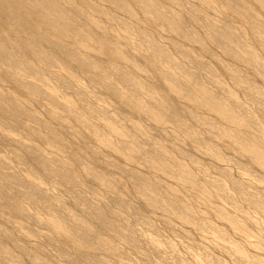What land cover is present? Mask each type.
<instances>
[{
	"label": "bare ground",
	"instance_id": "obj_1",
	"mask_svg": "<svg viewBox=\"0 0 264 264\" xmlns=\"http://www.w3.org/2000/svg\"><path fill=\"white\" fill-rule=\"evenodd\" d=\"M105 1L122 10L124 14L134 17L135 20H137V11H139L138 13L142 15L141 19L150 22L158 31L166 27L174 39L181 37L180 42L173 40L176 44L175 50L189 62L192 61L196 68L208 73L212 83L219 89V92L228 96V100H221L222 103L218 102V96L211 94L204 88L198 71H190L180 63L174 62L163 45L152 39L147 31L138 30L137 33L143 40L142 47L150 49L148 60L152 63L150 64L151 68L156 72L157 79L161 80L169 90L181 95L187 92V95L189 94L192 102L196 105L199 104L198 102L201 103L203 97H206L205 102L217 106V109H220V114L223 112L225 121L231 120L230 122L242 126L256 123L253 112L235 99L232 91L217 79V70L209 63L199 61L200 58L199 60L193 58L186 50V44L194 43L197 44L199 50L213 56L209 45L217 46L230 58L241 62L242 67L247 66L261 73L264 80V61L258 59L255 50L247 48L244 54L236 50V46L245 42L237 29L228 24L218 25L210 21L207 13H205L207 12L206 7L211 3L209 0H199L202 5L198 4L195 8L197 12H200L201 18L208 27L209 31L205 37H201L192 31L188 27L187 21L177 12V9L165 8L164 0ZM168 1L180 5L179 0ZM224 1L228 9H233L232 11H235L237 16L247 17L251 23V31L259 35L262 33L261 37L264 38V24L257 20L255 10L248 1ZM261 4L263 3L261 2ZM107 11L86 0H0V264H114L113 259L116 261L127 260L128 264H143L140 263L139 259L133 258L121 250L114 244L113 240L122 241L126 247L132 250L138 251L145 248L146 250L141 255H144L146 259L151 258V254L160 255L164 253L160 240L156 236L143 235L135 229L134 223L142 221L145 222L148 230L158 234V230L153 226L150 218L146 217L143 210L137 206L138 204L135 205L130 199L122 196V192H124L122 182L113 176L118 173L123 175V178L132 188L128 192L132 191V194L137 195L144 207L148 206L149 209L157 212H155L156 215L164 216L160 218L167 225H170L171 218H175L189 226L195 224L198 229L210 228L204 222L199 221L194 209L186 201L184 202L180 196L171 191L173 184H188L207 196H210L209 189H212L217 196L228 198L233 203L239 199L228 192L225 182L223 183L218 177L209 175L211 179L200 182L183 162L182 159L187 156L186 152L178 143L173 141L174 139L166 138L165 144L162 142L158 145L153 139H147V141L140 139L128 128L119 130L118 124L121 123L118 119L114 118V115L107 110L100 109V111L94 99H90L83 90L75 88L70 74H57L50 70L52 69L50 67L63 63L61 55H66L85 72L93 74L95 82L104 84L103 86L107 87L115 98H119L132 111L146 110L153 112L156 119L158 117L159 120H163V118L170 120L184 135L192 138L190 139L191 143L211 153L216 151L210 145V141L204 135H198L193 126L179 113L180 111L177 112L179 108L176 106V109L172 106L167 100V96L154 94L153 88L145 87L144 89L140 77L135 74L137 69L141 70L139 69L141 60L134 59L129 51L120 50L116 43L111 42L107 36L101 34L102 32L99 33V29L106 27L103 16L112 21V27L116 26L126 32H130L132 28L128 22L119 21L117 17ZM100 15L103 17L102 19ZM114 23L116 25L113 26ZM119 38L121 37L119 36ZM71 44H89L94 48H99L113 60H109L110 62L104 65L96 57L91 56L92 54H88L87 51L83 52L81 45L74 47ZM64 59L66 60V58ZM160 63H168V65L162 67L159 66ZM136 67L137 69H135ZM220 67L234 79L233 81L242 83L246 87L245 89L250 91V94L252 91L258 94L254 95L253 98L258 104V111L264 115V95L261 88L250 83L241 72L231 69L228 64L220 63ZM175 70L181 73H177ZM110 73L111 75L116 73L119 82H122L123 85H115L116 83L109 79ZM6 76L9 86L12 85L14 89L21 91L23 97L4 88L2 78ZM53 79L57 80L58 87L72 89L76 95H79V102L77 99L72 100L74 102L61 103L56 92L58 87L52 82ZM167 88L165 89L167 90ZM128 91L130 92L128 93ZM142 93L153 101L146 103L141 101L140 94ZM66 94L68 91H65L64 95ZM202 95L204 96L202 97ZM36 100L49 101L51 108L48 114L52 120L62 122L70 120L74 122L76 127L89 130L93 135L101 131L104 135L103 139L96 138V142L93 143L83 139L85 136L78 131L71 133L72 139H64L63 129L36 116L34 112L36 103H33ZM207 103L205 104L208 105ZM214 106L213 108H215ZM155 109L156 112H154ZM189 111L192 119L204 122L210 128L214 126L213 128L217 129L218 134H223L222 136L224 134L229 136L230 140L240 150L264 169V146L251 144V140L244 139L245 137H242L239 132H237L239 134L234 133L236 130L234 132L233 129L229 130L228 126L207 122L205 116L195 109L190 108ZM93 117H98L104 122L107 121L105 123H107L108 131H102L100 126L92 120ZM27 119L35 121L38 125L30 124ZM159 120L156 122H159L160 126L162 122L160 123ZM166 124L168 123L166 122ZM60 126L64 128L63 125ZM19 128L31 131L34 136L48 146L49 151L43 152L38 145L33 143V139L26 141L10 135L13 130ZM251 129L253 128L251 127ZM120 132L127 139L116 138L115 135ZM69 142L73 144L78 142L79 146L77 147L79 148L72 149L73 144ZM255 142L258 143V141ZM99 148L105 151L106 156L118 158L117 161H121L120 158L123 157L125 162L128 160L129 162H127L131 166L127 162L128 166L117 161H111L104 165L107 170H99L93 163L99 161L103 156V152ZM157 148L164 152L160 153L156 150ZM165 148L167 153H165ZM87 155L91 157V161L86 158ZM63 156L66 157L62 158ZM136 159L145 161L147 163L145 165H148L149 169L156 173L158 172L159 175L150 177L144 170V172L139 170L136 166L137 163L134 162ZM189 159L192 164L198 163L195 158L190 157ZM239 160L241 159L239 158ZM108 166L112 167V170ZM222 175L223 178L231 182L239 197L257 207L258 211L264 215V208L257 197L246 191L244 185L229 172H223ZM162 177H167L168 181H162ZM47 178L57 181L58 192L50 189L48 182H45ZM87 181L93 182V185L87 186L88 184H85ZM94 183L97 187L94 186ZM104 188L107 191L115 192V195L107 199V202L104 199H99L105 196H102L101 193V189ZM89 192L98 197V201L100 200L102 205L91 200L87 196ZM65 194L71 195L78 203L76 206L79 207L82 214H77L71 209V205L68 206V201L64 198ZM128 216L132 220L126 221ZM229 220L232 221L231 218ZM225 221L228 222L227 219ZM232 224L236 225V222ZM218 232L221 239L231 244L235 254L236 252L241 253L242 248L228 240L224 231ZM19 233L22 236H19ZM41 236L44 237L47 245L49 244L54 248V256L49 253L51 251L48 252V249L38 242V238ZM243 236L245 235L243 234ZM24 241L30 243V246L26 245ZM219 241L221 242V240ZM8 243H11L12 246ZM166 247L173 248L171 243H167ZM240 253L237 255H241ZM150 262L151 260L144 264ZM246 263L252 264L249 257ZM157 264L174 263L162 260Z\"/></svg>",
	"mask_w": 264,
	"mask_h": 264
},
{
	"label": "rangeland",
	"instance_id": "obj_2",
	"mask_svg": "<svg viewBox=\"0 0 264 264\" xmlns=\"http://www.w3.org/2000/svg\"><path fill=\"white\" fill-rule=\"evenodd\" d=\"M86 1L95 3L100 9L103 8L105 11L108 10L107 12H109L112 15H114L115 17H117L119 19V21L123 20V21L128 22L131 25L132 28H131L130 32H126V31L121 30L120 28L114 26V25H116L115 23L113 24L114 27H112V25H111L112 21L108 17L103 16L104 17L103 18L100 15L101 19L103 18V20L106 24V27L99 29V33L102 32L101 34L107 36L111 42L116 43V45L118 46V48L120 50L129 51L132 54L131 56L134 59H137V60L139 59V61L141 60V62H140L141 66H139V69H141V70L139 71L136 67L135 69H137V70L135 71V74L140 77V80L142 81L144 89H145V87H147L149 89L153 88L152 90L154 91V94H157V95L160 94L159 96H167V100L169 101V103L172 106H174L176 109H177V107L179 108V109H177V112L180 111L179 113H181L183 118L185 117L186 121L189 122L190 125L193 126V129L197 132V134L200 136L204 135V137L210 141V145L216 151L214 153H211L210 151L202 150L196 144L191 143L190 139H192V138L191 137L189 138L186 135H184V133L181 132L176 127L175 123L171 122L170 120H167L165 118H163V120L162 119L159 120L158 117L156 119V116L154 115L153 112H150V111L147 112L146 110H144V111L133 110L132 111V109L129 108L128 105H125L124 102H122L119 98H115V96L109 92L108 88L103 86L104 84L101 85L100 83L95 82L94 81L95 77H93V74H91V73L89 74L88 72H85L83 69H81L79 66H77L66 55H61L63 63H60V64H58V66H55V67H50V68H52L50 70H52L54 73H57V74L58 73L67 74V75L70 74L71 75V81H72L75 88L77 87L78 89L83 90L84 92L87 93V95H89L88 97L90 99H94L96 101V104H97V107L99 108V110L100 109L107 110L114 115V118L116 117L118 119V121L121 123V124H118L119 130H121V128H124V129L128 128L132 132L137 134L140 139H144V141H147V139H153L156 144L158 143V145H160L162 142H164L163 144H165L164 140L166 138L167 139H174L173 141L178 143L183 148V150L186 152L187 156L184 159H182L183 162L190 168L192 173L198 178V180L200 182H205V180L209 179V178L211 179V177L209 175L214 176V177H218L223 181V183L225 182L224 184H225V187L227 186L226 188H227L228 192H230L231 195L239 198L238 201H236V203H233L228 198L225 199L224 197L217 196L215 194L216 192L213 191L212 189H209L210 192L209 191L208 192L210 193V196H207V195H205V193L202 194L196 188H193L192 186H190L188 184H186V185H182L179 183H178L179 185L173 184L171 191H173L175 194L180 196L184 202L186 201V203H188L194 209V213L196 214V216H198L199 221L204 222L206 225H208V227L210 226V228H206L204 230L198 229L195 224H191L192 226H189L187 224H184V223L178 221L175 218L174 219L171 218L170 223H169L170 225H167L161 219L164 216H160L159 214L156 215V213H157L156 211L149 209L148 206L144 207L141 204V200L137 197V195L132 194L133 193L132 191L128 192L129 189L131 190L132 188L127 183L125 178H123L122 174L120 175V173H118V174L113 175V176H116L118 179H120V181L122 182L121 183L122 187H123L122 190H124V192H122V196L126 199H130L131 202H133L135 205L138 204L137 206H139L143 210L146 217L150 218V221H152V224H154L153 226L158 230V234H155L151 230L147 229V225L145 224V222L140 221V222L134 223L135 229L138 230L143 235L145 234L148 236H152V235L156 236L160 240V245H162V249L164 250V253H162L160 255L156 254V253L151 254V256H150L151 258H148L151 260V262L149 264H157L158 262H160L162 260H168L170 262H173L174 264H205V263L206 264H229V263L230 264H249V263H246V260L248 257H249V261H251L252 264H262V263L264 264V215L258 211L257 207L253 206L248 201L242 199V197H239V194L236 191H234V187L231 184V182L228 181L227 179L223 178L224 176L222 175L223 172H226V171L229 172L235 179H237L239 182H241L244 185L246 191H249V193L251 192V194H253L255 197H257L259 199L261 206L264 208V169L261 168L260 166H258V164H256L248 155H246V153H244L242 150H240L238 148V146H236L232 142V140H230L231 138L229 136H227V135L225 136V134H224V136H222L223 134L222 133L218 134L217 129L213 128L214 126L210 128L208 125H206V123L198 122L197 120L192 119L190 117L191 114L189 111L190 108L195 109L198 113L205 116V119L207 122H215L220 126H228L229 130L233 129V132L236 130L234 133L239 132L242 137H245L244 139H247L248 141L251 140L250 141L251 144H253L255 146H259V145L264 146V144H263L264 143L263 142L264 141V139H263L264 138L263 137L264 136V132H263L264 131V115L258 111V104L255 101V99L253 98L254 95H258V94H256L254 91H252L251 92L252 94H250L249 93L250 91L248 92V90L245 89L246 87L242 83H239V82L237 83V82L233 81L234 79L231 76H228L229 74L221 69L220 63L228 64V66L231 69H236L239 72H241V74L250 83H254L257 86H259L262 90V94L264 95V80H263L262 74L256 70H254V69L247 67V66L242 67L243 64L241 62L234 60L233 58H230L223 50H221V48H219L217 46L213 47V46L209 45V47L212 50L211 52L213 53V56H211L210 54L204 53L203 51L199 50L197 47V44L188 43L185 45L186 50L191 54V56L193 58H196L198 60L200 58L199 61L207 62L213 68H215L217 70V79H219L224 84L225 87H227L228 89H230V91H232L235 99H237L241 104H243L245 107H248V109L253 112V114L255 115L254 117L256 119V123L255 124L254 123L249 124V126H247V125L242 126V125L234 124L235 122L234 123L230 122L231 120L229 121L227 119H226L227 121H225L224 120L225 118L223 117V112L220 114L219 113L220 109L218 110L217 106H214L213 104L205 102L204 99L206 97H203L204 95H202L203 99L201 98L202 99L201 103L198 102L199 104L197 103L198 105H196L194 102H192L189 94L187 95V92L182 93V95L180 93H178L179 94L178 95L174 91L169 90L166 87V85L161 82V80L157 79V77L155 75L156 72L150 66V64H152V63H151V61L148 60V55L150 54V49H148V48L146 49V47H144V46L142 47L143 40L138 35L137 31L138 30L147 31L152 39H154L159 44L164 46L165 50L168 52L169 56L172 58V60L174 62L180 63L182 66L189 69L190 71H198L197 73H199V75H200V78H201V81L204 85V88H206L211 94H216L219 98V99L217 98L218 102L222 103V101L228 100V96L224 93L219 92V89L214 85V83H212L208 73H206L204 70H199L198 68H196L195 64L192 61L189 62L183 55H181L179 52H177L175 50L176 44H174L173 40L180 42L182 40L181 37L174 39L173 36L171 35V32L166 27L161 28L160 31H158L157 28L155 29V27L150 24V22L143 21L141 19L142 15L140 13H138L139 11H137V20H135L134 17H131L128 14H124L122 10L117 9L116 7L112 6L108 1H105V0H101V1L86 0ZM102 1H103V3H102ZM246 1H248L249 5L251 7H253V9L255 10L254 13H255V16L257 17V20L260 23L264 24V0H260L259 2H258V0H256V1L255 0H246ZM209 2L214 4V5H212L210 3L206 7L207 12H205V13H207V16L209 17L210 21L212 23H216L218 25L228 24L231 27H235V29H237V31L242 35V38L245 40L244 43L236 46V50L238 52L244 54L246 52L245 50L247 48H253L255 50V52L257 53L258 59L263 62L264 61V41H263L264 38L261 37L262 33H260L261 35L253 33L251 31V23H250L249 19L245 16H237L235 11H232L233 9L232 10L228 9L224 0H209ZM261 2L263 4H261ZM179 3H180V5L173 4L172 2H169L168 0L163 1L165 8L177 9V12L180 15H182L184 20L187 21V22L186 21L185 22L187 23L188 27L192 31H195L196 34L200 35L201 37L207 36L208 31H209L208 27L206 26L203 18H201L200 12H197L195 10V8H197L198 4L202 5L201 1H199V0H179ZM251 3H252V5H251ZM101 6H103V7H101ZM104 7L107 9H105ZM212 10H213V12H212ZM221 16H222V18H221ZM237 17L240 19H238ZM246 23H248V24H246ZM104 29H105V31H104ZM122 32L124 34H121ZM108 33H110V34H108ZM118 35L123 40L121 38H119ZM80 45L82 46L81 48H83V52L87 51L88 54L89 53L92 54L91 56H93L94 58L96 57V59H98V61L100 63H103L104 65H107V63L110 62L109 60H113V59H111V57L109 55H107V54L105 55V53L102 50H100L99 48L98 49L94 48L89 44H78V45L77 44H71V46H74V47L80 46ZM136 56H137V58H136ZM138 56H139V58H138ZM64 58H66V60ZM106 61H108V62H106ZM116 61L119 62V60H116ZM142 62H143V64H142ZM167 65H168V63H160L159 64V66H162V67H166ZM131 70L134 71V69H131ZM175 71L177 73H181V72H178V70H175ZM109 76H110L109 79L116 83L115 85H117V86L123 85L122 82H119V79H118L116 73L112 74V75L110 73ZM2 79H3L2 82L4 84L3 86L5 89H7V91H10L13 94H16V95L21 96V97L24 96V95H22L23 93H21V91H17L16 89H14L12 87V85L9 86L7 76L3 77ZM56 81L57 80H55V79L52 80V82L57 86ZM125 88H128V86H125ZM165 88H167V90ZM65 91H68V94L64 95ZM56 92L58 95V100L61 103L62 102L69 103V101L74 102L72 100H77V99H78L77 101L79 102V95H76V93L73 92L72 89H66L65 87H58V89H56ZM129 92L130 91H128V93ZM188 96H189V98H188ZM148 98L149 97L145 96L143 93L140 94V100L141 101H143V102L145 101V103L149 102V101H153V100H150V98L149 99ZM187 102H189V103H187ZM190 102H191V104H190ZM33 103L34 104L36 103L35 106L33 104L34 112L36 113V116L38 118H41V119L46 120L48 122H52V124H54V126L60 128V129H63L62 134H63L64 139H72L71 133L74 131H78L79 133H81L82 135L85 136V138H83V139H85V140L87 139L93 143L96 142V138L97 139H103V137H104L103 132L99 131L96 135H93L92 133H90L89 130L76 127L74 125V122H72L70 120L62 122V121H58V120L53 119L54 120L53 121L48 114V111L51 108V104H49V101L36 100V102H33ZM192 103H194V104H192ZM202 103H204V104H202ZM205 103H207L208 105H206ZM105 105H108V106H105ZM204 105H206V106H204ZM212 105L216 109L213 108ZM154 112H156V109ZM185 112L187 115L185 114ZM216 112H217V114H215ZM148 113H150V114L153 113V114L150 115ZM44 115H45V117H44ZM92 120L100 126V129L102 131H105V132L108 131L107 127H106L107 123H105L107 121L104 122L103 120L98 119V117H95V118L93 117ZM157 120H159L160 123L162 122L160 124V126H159V122H156ZM27 121L30 124H33L35 126L38 125L35 121H33L31 119H27ZM165 121L168 124H166ZM53 122H55V123H53ZM261 123H262V125H261ZM137 124L139 125L140 128L138 127ZM60 125H63L64 128ZM229 125H231V126L229 127ZM240 126H242V127H240ZM251 127L253 129H251ZM254 128L256 131L254 130ZM254 132H256V133H254ZM262 132H263V134H262ZM239 133H237V134H239ZM10 135H13L14 138L19 137V139L26 140V141L29 139H33V143L38 145L39 148L42 149L43 152L49 151L48 146L45 145V143H43V141H41L36 136H34L31 131H27L25 129L23 130L22 128H19L18 130H13V132L10 133ZM160 135H162L163 137L165 136V137L163 138ZM115 136L118 139L119 138L120 139H127V137H125V135L121 134V132ZM207 136H208V138H207ZM258 136H259V138L261 137L260 138L261 140L258 138ZM36 140H38V141H36ZM255 141H258V143ZM69 143H72V142H69ZM72 144H70V145H72ZM74 145H76V146H74ZM72 146H71V148L75 149V147L79 146V143L77 142L76 144H73ZM77 148H79V147H77ZM99 150L103 152V156L102 157L100 156L101 158L99 161L93 162V163H95L94 164L95 167H97L99 170H107L106 166L104 167V165L107 164L108 162H111V161H117L118 158L106 156L105 151L102 148H99ZM156 150L159 151L160 153L164 152L160 148H157ZM165 150H166L165 153H167L166 148H165ZM218 152L220 155L218 154ZM65 157L66 156H63L62 158H65ZM190 157L198 160L199 164L198 163L197 164L190 163V159H189ZM86 158L88 160L90 159V161H91L90 156L87 155ZM239 158L241 160H239ZM120 160L122 162L121 161H117V162H120L122 165L128 166V164H129L128 160H127L128 162L126 161L128 164L125 162V159L123 157L120 158ZM134 162L137 163L136 166H138L139 170H141L142 172L145 171V173L147 172L146 174H148V176L150 175V177H155V176L157 177V175H159L158 172L156 173L154 170L149 169V166L145 165L147 163H145V161H143L142 159H139V160L136 159V161H134ZM109 169L112 170V167L111 168L109 167ZM241 171H243V172H241ZM247 172H248V174H246ZM244 176H245V178H244ZM163 180L168 181L167 177H165V178L162 177V181ZM171 180L174 181L173 179H171ZM52 181H54V182H52ZM45 182H48L47 184L51 190L57 191L58 185H57L56 180L51 179V178H47ZM55 183H56V185H55ZM174 183H175V181H174ZM85 184L86 185L88 184L87 186H89V184L93 185V182L87 181V182H85ZM85 184H84V186H85ZM94 186L97 187V185L95 183H94ZM126 189H128V190H126ZM212 192L213 193L215 192V193L213 194ZM89 193H87V196L91 200H93L95 203L101 204L99 202L100 200L98 201V197L94 196L92 193H90V194ZM101 193H102V196H104V195L105 196H104V198L100 197L99 199H101V200L104 199L105 202L108 201L107 199H109L110 197H113L115 195V192L107 191L105 188L101 189ZM258 194H259V196H258ZM64 198L66 199V201H68V206L71 205L70 207H71V209H73L74 212H76L77 214H82L81 213L82 211L79 209L78 206H76L78 203L72 198L71 195L65 194ZM220 213L223 215H221ZM248 214H249V216H246ZM224 215H226L227 217ZM222 216H224L225 218ZM229 218H231L233 222L230 221ZM224 219L225 220L227 219L228 222L225 221ZM130 220H132V219H131V217L128 216L126 221H130ZM234 222H236V225L232 224ZM232 227H234V228H232ZM220 230H222L226 233V235L228 236L227 237L228 240H230L231 242L235 243L236 245H238L239 247L242 248L241 253L236 252V254H235V250L230 246L231 244L227 241H224L223 239H221L218 236V233H219L218 231H220ZM43 231L45 232V230H43ZM243 234L245 236H243ZM18 235L22 236L21 233H19ZM247 237H248V239H247ZM218 238H219V240H221V242L218 240ZM21 240L23 241V239H21ZM24 242L26 243V245L30 246V243H27L26 241H24ZM38 242L40 244H43L48 249V252L51 251V252H49L50 254L52 253V255H53V253H55L54 248L51 245H49V244L47 245L45 243L43 236L38 238ZM113 242L121 250L127 252L131 257L139 259V261H141L140 263L144 264V263H147L148 261H150V260L146 259L144 257V255L143 256L141 255L144 253V250H146L145 248H141L142 250L140 249V250H138L139 251L138 252L136 250H132V249L126 247L125 244H123V242L120 240H113ZM224 242L227 244H225ZM167 243H171L173 248H171V249L167 248L166 247ZM9 245L12 246L11 243ZM221 249H222V251H221ZM238 253H240L241 255H237ZM152 257H154V258H152ZM238 258H240V259H238ZM250 258H252V259H250ZM154 260H155V262H153ZM124 261H123V259L117 260V261L113 259L112 262L114 264H116V263L117 264H125V263L128 264L129 263L127 260H124ZM244 261H245V263H244Z\"/></svg>",
	"mask_w": 264,
	"mask_h": 264
}]
</instances>
